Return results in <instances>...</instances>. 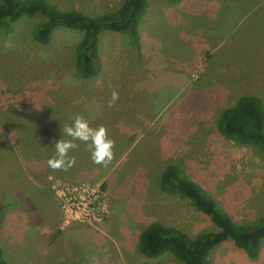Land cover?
Masks as SVG:
<instances>
[{
    "label": "rangeland",
    "instance_id": "1",
    "mask_svg": "<svg viewBox=\"0 0 264 264\" xmlns=\"http://www.w3.org/2000/svg\"><path fill=\"white\" fill-rule=\"evenodd\" d=\"M56 1L97 15L123 0ZM39 20L23 18L8 35L0 29V247L8 264H181L136 249L153 222L190 236L216 230L188 200L161 189L169 163L236 223L264 216V156L215 127L241 94L264 102V0H149L141 48L103 32L100 69L88 80L75 72L82 33L59 28L41 46L31 36ZM77 113L107 127L115 158L97 165L78 142L75 166L53 171L54 143ZM211 260L264 264V240L256 259L225 241Z\"/></svg>",
    "mask_w": 264,
    "mask_h": 264
},
{
    "label": "trees",
    "instance_id": "2",
    "mask_svg": "<svg viewBox=\"0 0 264 264\" xmlns=\"http://www.w3.org/2000/svg\"><path fill=\"white\" fill-rule=\"evenodd\" d=\"M164 1L168 4L181 2ZM148 8L149 0H123L117 8L90 15L74 8H62L56 0H0V29L8 35L21 19L38 17L40 20L32 28L31 36L41 46L48 45L59 28L81 32L75 50V72L81 79L88 80L100 69L98 43L103 32L120 33L133 50L141 48L139 28ZM215 127L225 140L252 147L264 156V102L258 95L243 93L238 96L231 106L220 111ZM177 164L169 163L164 167L161 189L188 200L216 230L190 236L178 228L153 222L138 234L137 252L147 259L171 255L181 264H213L211 252L225 241H231L248 258L256 259L264 240V216L236 223L205 189L188 179L180 169L181 164ZM0 264H8L1 247Z\"/></svg>",
    "mask_w": 264,
    "mask_h": 264
},
{
    "label": "clouds",
    "instance_id": "3",
    "mask_svg": "<svg viewBox=\"0 0 264 264\" xmlns=\"http://www.w3.org/2000/svg\"><path fill=\"white\" fill-rule=\"evenodd\" d=\"M4 47L5 49L13 47L11 37L5 39ZM119 98L118 91L112 89L108 106L115 107ZM61 132L62 138L54 143L55 154L47 161L48 167L53 171L67 172L75 166L76 158L70 153L77 150L80 143L87 147L93 163L97 165L107 167L115 158V140L109 137L107 127L104 125L92 127L81 113L74 114L71 123L64 124Z\"/></svg>",
    "mask_w": 264,
    "mask_h": 264
}]
</instances>
